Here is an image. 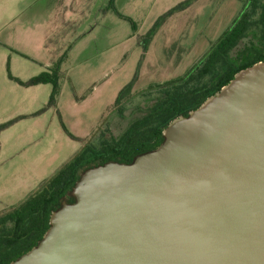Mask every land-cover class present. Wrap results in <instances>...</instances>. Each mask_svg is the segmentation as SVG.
Returning <instances> with one entry per match:
<instances>
[{"label": "water", "instance_id": "95a60500", "mask_svg": "<svg viewBox=\"0 0 264 264\" xmlns=\"http://www.w3.org/2000/svg\"><path fill=\"white\" fill-rule=\"evenodd\" d=\"M163 136L85 170L11 264H264V60Z\"/></svg>", "mask_w": 264, "mask_h": 264}, {"label": "rangeland", "instance_id": "374dc122", "mask_svg": "<svg viewBox=\"0 0 264 264\" xmlns=\"http://www.w3.org/2000/svg\"><path fill=\"white\" fill-rule=\"evenodd\" d=\"M185 1L115 0L136 30L116 15L110 0L30 1L29 11L54 6L50 52L30 47L16 51L0 43V125L12 122L0 135V216L26 202L85 146L99 149L120 137L162 97L157 87L184 77L238 15H252L256 21L264 12V0H190L149 38L157 21ZM17 6L0 0V40L22 19L32 27L26 15H14ZM252 38L243 39L231 56L245 51ZM48 64L59 74L53 107L48 106L51 84L37 85L36 96H30L36 86H21L9 76L25 81L24 76ZM212 78L191 83L193 88L209 87ZM131 82L130 94L116 103Z\"/></svg>", "mask_w": 264, "mask_h": 264}, {"label": "trees", "instance_id": "16d2710c", "mask_svg": "<svg viewBox=\"0 0 264 264\" xmlns=\"http://www.w3.org/2000/svg\"><path fill=\"white\" fill-rule=\"evenodd\" d=\"M114 1L110 0V8L120 18L130 22L132 28L136 30L137 25L133 19L121 14L115 7ZM189 2L190 0L185 1L161 17L149 31L148 37L155 34L168 16L188 5ZM256 25L264 27V12L259 15V19L256 21L250 19L249 15L241 13L234 24L184 77L157 87L162 91V97L156 101V105L146 116L131 125L120 137L114 138L99 149L85 146L26 202L12 212L0 216V264H9L4 256L8 254L7 248L12 246L13 241L26 244V247L23 254L13 259L12 262L39 243L50 227L51 213L57 210L63 201L68 199V196H71L75 183L85 170L110 161L131 163L138 155L156 149L164 140L163 130L172 120L180 116H187L189 112L199 108L209 97L227 85L239 71L263 61L264 48L251 51V57L254 58H247L248 60L244 62H238L231 58L232 51L242 39L251 33V29ZM207 75L213 77V83L209 87L204 85L201 88H195V86L193 88L192 81L200 82V79ZM9 76L24 87L51 84L53 91L48 106L56 105L59 89L58 70L50 69L27 81L15 78L11 74ZM132 85L133 82L121 91L116 103L130 94ZM11 124L12 122L0 125V135ZM74 200H68V202L73 203ZM31 232L33 234L39 232L38 242L32 244L29 242L32 237Z\"/></svg>", "mask_w": 264, "mask_h": 264}, {"label": "crops", "instance_id": "0c3cea01", "mask_svg": "<svg viewBox=\"0 0 264 264\" xmlns=\"http://www.w3.org/2000/svg\"><path fill=\"white\" fill-rule=\"evenodd\" d=\"M8 3L12 4L13 1L19 8V10L15 11L16 13L14 15H26V22L32 27H28L23 22H20L19 24L12 27L13 31H6L3 36V40H0V43H3V45L8 46L9 48H15L16 51L19 48H32V49H46L48 52H50L49 47V39L50 35L52 33V26L54 22V6H50L48 8H44L42 6H37L36 9H33L32 11H29L27 9L28 5L30 4L31 0H7ZM39 7V8H38ZM11 11H8L7 14L4 13L5 16H7L8 21H11L13 18L10 15ZM3 15V14H2ZM31 15V16H28ZM46 16V19L44 18ZM15 17V16H14ZM47 21V22H46ZM35 24V26H34ZM4 62L0 61V70L2 67V64ZM49 64L46 66V68H41V70H36L35 72L32 71V74H29L27 76H24L23 79L26 81L29 78H32L35 75H39L45 71H49L50 68ZM31 73V72H30ZM31 91L29 92L30 96H36V91L39 90V87H32ZM45 94L47 93L46 89H43ZM27 91L23 92L26 93ZM30 113V112H29Z\"/></svg>", "mask_w": 264, "mask_h": 264}, {"label": "flooded vegetation", "instance_id": "af4514ba", "mask_svg": "<svg viewBox=\"0 0 264 264\" xmlns=\"http://www.w3.org/2000/svg\"><path fill=\"white\" fill-rule=\"evenodd\" d=\"M240 15H238V17H239ZM237 17V18H238ZM252 15H249V18L250 19H252ZM237 18L235 19V20H237ZM235 20L233 21V24H234V22H235ZM232 24V25H233ZM249 36H252L253 38L251 39L252 41H251V44L249 45V47L245 50V51H243V52H240V53H238V54H236L235 56H231V58L233 59V60H237L238 62H244V61H246V60H248L250 57H251V51H256L257 50V48H264V27H262V26H254V28L253 29H251V33H249V35L247 36V37H249ZM221 37V36H220ZM245 39V38H244ZM243 40V39H242ZM217 42V41H216ZM237 48V47H236ZM235 48V49H236ZM234 49V50H235ZM233 50V51H234ZM248 58V59H247ZM251 58H254V57H251ZM150 111V110H149ZM149 111H146V112H144V113H142L141 112V115L139 116V117H137L136 119L134 118L133 119V121L130 123V125L125 129V131L131 126V125H133V124H135V122L136 121H138V120H140V119H142L144 116H146L147 114H148V112ZM124 131V132H125ZM123 132V133H124ZM122 133V134H123ZM121 134V135H122ZM163 134V133H162ZM120 135V136H121ZM72 199H74V197L71 195V196H68V199H66V201H68V200H72ZM38 233L39 232H37V234H33V232H31V235H32V237H31V239H30V243L32 244V243H36V242H38L39 241V239H38ZM25 247H26V244H23V243H19V242H16V241H13L12 242V246H8V248H7V255H5L4 256V258L5 259H7L8 261H9V264H11L12 263V260L13 259H15V258H17L18 256H20L21 254H23V252H24V249H25ZM11 262V263H10Z\"/></svg>", "mask_w": 264, "mask_h": 264}]
</instances>
